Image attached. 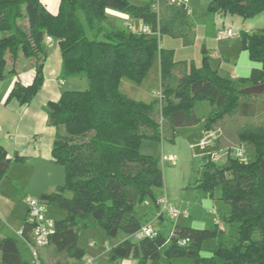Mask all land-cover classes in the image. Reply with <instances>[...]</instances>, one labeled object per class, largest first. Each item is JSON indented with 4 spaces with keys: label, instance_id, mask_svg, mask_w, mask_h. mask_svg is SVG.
I'll return each mask as SVG.
<instances>
[{
    "label": "trees",
    "instance_id": "obj_1",
    "mask_svg": "<svg viewBox=\"0 0 264 264\" xmlns=\"http://www.w3.org/2000/svg\"><path fill=\"white\" fill-rule=\"evenodd\" d=\"M154 4L61 0L59 12L52 14L41 0H0V31L4 34L0 38V80L6 77V54L37 58L32 83L17 81L8 99L17 96L30 102L38 94L44 80L48 37L60 47L63 76L89 82L85 91L67 90L48 107L50 123L57 128L53 159L63 167L65 178L56 192L40 197L57 203L67 216L55 221V233L43 248L45 252L41 251L43 264L80 260L84 250L78 245V232L86 225H101L109 237L124 236L109 251L110 262L135 258L137 264H159L161 251L167 246L164 255L169 259L193 257L196 264H208L216 256L223 264H264V120L249 121L264 114V93L241 92L232 79L209 66L208 57L201 68L176 60L174 50L162 48L163 35L191 40L194 22L184 6L160 0L158 14ZM108 9L128 15L150 31L117 24L110 19ZM208 10L251 17L264 13V0H212ZM23 13L27 30L19 25ZM242 49L259 64L244 80L250 86L264 83V27L257 33L245 32ZM157 58L162 98L148 103L121 91L125 80L141 83ZM199 99L212 105L206 129L217 128L231 116L245 119L247 123L236 128V138L254 151L251 161L230 156L221 166L210 156L205 163L198 186L211 197L221 186L222 199L231 205L224 222L237 227V243L217 248L210 259L201 255V245L225 232V224L221 230L215 223L201 229L177 223L170 239L160 232L133 238L143 225L137 207L151 197L149 190L155 199L156 190L164 187L160 161L142 154L141 142L143 138L161 140L166 136L174 140L178 128L199 123L194 109ZM12 164L0 146V182ZM185 238L189 242L184 245ZM0 252L1 264H32L23 259L15 236L0 239Z\"/></svg>",
    "mask_w": 264,
    "mask_h": 264
},
{
    "label": "rangeland",
    "instance_id": "obj_2",
    "mask_svg": "<svg viewBox=\"0 0 264 264\" xmlns=\"http://www.w3.org/2000/svg\"><path fill=\"white\" fill-rule=\"evenodd\" d=\"M130 1L137 5L158 2V0ZM211 1L212 0L190 1V6L193 7V13L190 14V18L194 22L193 29H195V32L191 33V36H193L192 40H185L184 38L165 34L161 41L162 48L174 50L175 58L189 67L194 65L196 68H201L204 64V58L208 57L207 61L212 69L217 70L221 76L232 79L240 90L244 89V85L250 86V84L247 83V80L244 79L251 75L256 62L254 63L250 59L249 51L242 49V39L245 32H250V34L260 32L264 27V13L251 17H244L238 14H212L209 13L208 10ZM23 14L24 16L19 21V25L22 29L27 30L29 25L25 18V13ZM134 26L139 30L142 29L141 25ZM228 28H231L235 32V36L227 40L218 41L216 39L217 31ZM198 30H200L201 33L198 34ZM3 35V32L0 31V38ZM196 36H198V39ZM195 39H197L196 43L198 46L193 47L192 45H194ZM205 49H207V52H205ZM215 52H217V55L214 54ZM199 55H201L200 60L198 58ZM10 63L11 62L7 61L5 78H12L14 77V74H17L16 69H13ZM43 73L44 80L42 86L38 94L30 102H22L17 96L7 99L6 102L11 109L17 112L22 111V109L33 104V108H37L40 113L39 118L36 120L38 128L44 127L54 129L48 116V107L54 102L51 101L52 95L56 94V97H61V95L67 90L85 91L89 87V82L86 78L63 76L61 72L56 79H62L64 80V83L62 87L58 88L55 86V83H51V80H47L49 70L45 71V64L43 67ZM234 73L237 77L231 78ZM56 79H52V81L55 82ZM8 87L9 82L0 80V99L2 94L7 91ZM162 90L159 58L156 59L154 65L141 83L125 80L121 86V91L126 93L129 97L148 103L160 99V91ZM46 96L49 98L45 99ZM194 109L199 119V123L178 128L174 140H170L169 137L166 136L161 140L143 138L141 142V153L152 156L160 161V165L164 172V187L156 190L155 199L148 197L142 202L137 207V213L141 216L143 224L152 223L154 229L167 239L171 238L174 227L177 223L201 229L213 225V219L215 216L213 214L214 211L217 212L223 222L230 214L231 205L222 199V188L220 185L216 187L213 197L198 186L201 183L206 169L205 163L209 160L210 156L212 162L216 165L222 166L226 163L228 157H235L236 149H232L231 154H229L226 147L242 145L247 151L245 160L251 161L254 158L253 149L246 143H239L236 138V128L246 124L247 121L243 118L236 119L233 116L229 117L226 122L220 123L216 128L219 130L220 134L224 135L220 146L202 149L200 143L203 139V128L205 127V120L212 112V105L207 99H199L195 102ZM252 120L249 121L253 123L261 122L264 120V114ZM31 126L28 130L32 129ZM14 162H17V164H12L8 173L10 177L9 179L12 181H15L17 176L22 177L30 171V168L22 166L25 162L24 159L19 158L18 160L13 161V163ZM20 187L19 190L22 191ZM67 195L71 196L72 193L68 192ZM162 196L167 197L169 202L176 207L188 209L190 217L173 219L167 212H164L162 218H156L157 210L162 209V205H158V199ZM18 198L20 203L18 210L19 216L22 210L21 206L23 203L21 200L23 199V196H18ZM46 203L49 214L54 220H60L63 219L65 215L67 216L66 210L61 209L57 203ZM62 212L64 214H62ZM15 221L17 220L15 219ZM3 222L4 221L0 218V225H9L13 228L17 226L16 222H4L6 224ZM223 224H225L226 227L225 232L220 233L216 238L206 240L202 243L200 253L203 257L210 259L216 255L215 250L217 248L223 245L226 247H232L237 243L236 224H228L226 222ZM6 230L7 232H11L9 227ZM121 236L122 235L116 238L109 237L106 230L101 225L81 226L78 232V245L84 250V255L80 260L72 264H88V257H93L94 255L103 252L107 245L113 247L116 242H119L117 240H119ZM92 240L96 242L95 247H90V242ZM166 247L167 246L161 251L162 255L159 264H196L193 257L167 258L164 255ZM108 255L109 253L107 254V258ZM127 260L133 261L137 264L135 258H129ZM108 263L113 262L108 260ZM208 264H223V262L215 256L214 261Z\"/></svg>",
    "mask_w": 264,
    "mask_h": 264
},
{
    "label": "crops",
    "instance_id": "obj_3",
    "mask_svg": "<svg viewBox=\"0 0 264 264\" xmlns=\"http://www.w3.org/2000/svg\"><path fill=\"white\" fill-rule=\"evenodd\" d=\"M41 1L52 14H57L59 12L61 0ZM190 7L192 8L193 13V7ZM107 13L109 14L110 19L117 24H124L123 26H125V22L131 21L136 26H142V24L132 20L131 17L126 14L117 12L112 9H108ZM193 32H195V29H192L191 33ZM199 33H201L200 30H198V34ZM196 38L198 39V36H196ZM197 39L194 40V45H192L193 47L198 46V44L196 43ZM46 48L48 57H46L47 59L45 62V71L49 70L47 80H51L52 84L55 83V86L60 88L64 83V80L56 79L58 78L62 70V54L60 47L57 41L53 40L52 38L49 41V39L47 38ZM205 52H207V49H205ZM214 54L217 55V52H215ZM198 58L200 60L201 55H199ZM6 59L7 61L11 62V67L13 69H16L17 74H14V77L12 78L4 79L6 82H9V87L7 91L2 94V97L0 99V146L7 153V157L11 158L13 161L18 160L19 158L24 159L25 162L22 166L30 168V171H28V174H24L22 177L17 176L16 180L14 179L15 181L10 180V177L8 175L4 180L0 182V218L4 222H16L17 225L14 228L9 225H0V239L7 236L17 237L19 239V248L23 259L32 262V256L27 247V244L25 243L23 238H21L17 234L19 231L24 230L26 236H30V226L26 225V221L28 219V209L25 202V197L27 195L39 197L45 193L56 192L58 190V187L63 184L65 174L63 167L55 163L52 154L54 142L57 136V128H38L36 120L39 118L40 113L37 108H33V104L22 109V111L17 112L11 109L9 107V104H7L6 102L9 93L11 92L14 84L17 81H21L25 85H29L32 83L36 72L35 64L37 58H26L22 53L17 57H13L9 53L6 54ZM256 67H259V64L256 63L254 68ZM236 77L237 75L235 73L231 76V78ZM52 79H56V81L53 82ZM248 86L249 85H244L243 88H246ZM48 98L49 97L47 96L45 97V99ZM51 98V101L56 102L60 97H56V94H54ZM30 126L32 129L28 130ZM204 130L205 127L203 128V132ZM223 137L224 135L221 134L220 139L216 142L214 147L220 146ZM226 148L230 153V150L236 149L238 148V146H227ZM14 164H17V162H14L13 165ZM19 187L20 189H22V191L19 190ZM18 196H23V199L21 200L23 203L21 206L22 210L19 216L18 210L20 207V203ZM62 214L64 213L62 212ZM65 216L63 218H65ZM15 219L17 221H15ZM8 227L10 228L11 232H7L6 229ZM123 239L124 236H121V238L117 240L119 242H116L113 247L120 243ZM90 247L95 246L90 245ZM111 249L112 247L107 245L103 252H100L93 257H88V259H92L94 261L93 264H124V262L125 264H136L135 262L127 259L123 261L108 263L107 254ZM41 251H43V253L45 252V250L43 249ZM1 257L2 255L0 252V264ZM75 262L76 261H73L71 262V264Z\"/></svg>",
    "mask_w": 264,
    "mask_h": 264
},
{
    "label": "built area",
    "instance_id": "obj_4",
    "mask_svg": "<svg viewBox=\"0 0 264 264\" xmlns=\"http://www.w3.org/2000/svg\"><path fill=\"white\" fill-rule=\"evenodd\" d=\"M191 0H170L171 4L176 6H184L187 9V13L190 15L192 13V8L190 7ZM154 10L159 14L160 12V0L154 4ZM125 27L134 30L136 27L131 21L125 22ZM141 31L149 32L148 26H142ZM235 36V32L229 29H220L217 31L216 39L218 41L227 40ZM49 41L51 37H48ZM163 96V90L160 91V98ZM203 139L200 143L202 149L213 146L221 137L218 129H206L204 130ZM247 151L241 146L236 148L235 156L241 159L246 157ZM25 202L28 209V225L30 226V236H26L24 230L19 231L17 234L27 244V247L32 256V264H43L41 259V250L49 245L50 237L55 233L56 223L55 220L49 215L47 203L40 197L27 195L25 197ZM158 205H162V209H158L156 213V218H162L164 212H167L173 219L179 218H189L190 213L188 209H181L171 204L167 197L162 196L158 199ZM214 223L217 224L221 230H224V224L216 211L213 212ZM158 232L154 229L152 223L143 224L138 232L133 236L135 239H142L145 237H153ZM189 242L188 238L182 240L185 245ZM91 246H95L96 242L93 240L90 242ZM88 264H93L92 259H88Z\"/></svg>",
    "mask_w": 264,
    "mask_h": 264
},
{
    "label": "water",
    "instance_id": "obj_5",
    "mask_svg": "<svg viewBox=\"0 0 264 264\" xmlns=\"http://www.w3.org/2000/svg\"><path fill=\"white\" fill-rule=\"evenodd\" d=\"M241 92L247 93V94H262L264 93V83L248 86L244 89H241ZM262 169L264 171V159L261 163ZM149 194L152 197L154 195V192L152 190H149Z\"/></svg>",
    "mask_w": 264,
    "mask_h": 264
}]
</instances>
